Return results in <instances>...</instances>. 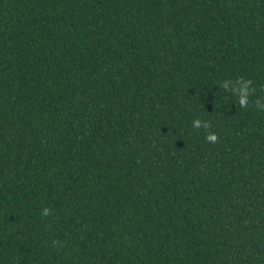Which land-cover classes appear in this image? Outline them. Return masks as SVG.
Listing matches in <instances>:
<instances>
[{
  "label": "trees",
  "instance_id": "trees-1",
  "mask_svg": "<svg viewBox=\"0 0 264 264\" xmlns=\"http://www.w3.org/2000/svg\"><path fill=\"white\" fill-rule=\"evenodd\" d=\"M0 264H264V0H0Z\"/></svg>",
  "mask_w": 264,
  "mask_h": 264
},
{
  "label": "clouds",
  "instance_id": "clouds-1",
  "mask_svg": "<svg viewBox=\"0 0 264 264\" xmlns=\"http://www.w3.org/2000/svg\"><path fill=\"white\" fill-rule=\"evenodd\" d=\"M197 123H198V122L195 121V122H194V126H196ZM45 214H47V210H45Z\"/></svg>",
  "mask_w": 264,
  "mask_h": 264
}]
</instances>
